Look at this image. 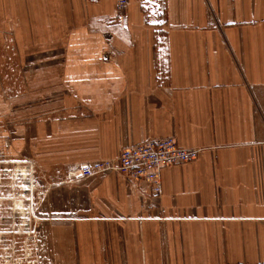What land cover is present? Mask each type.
Wrapping results in <instances>:
<instances>
[{
	"label": "crops",
	"instance_id": "0c3cea01",
	"mask_svg": "<svg viewBox=\"0 0 264 264\" xmlns=\"http://www.w3.org/2000/svg\"><path fill=\"white\" fill-rule=\"evenodd\" d=\"M117 1L0 0L1 87L32 114L12 141L2 106L1 147L31 134L55 172L175 137L200 156L159 196L114 171L48 176L64 230L105 262L264 264V0H128L122 20Z\"/></svg>",
	"mask_w": 264,
	"mask_h": 264
},
{
	"label": "rangeland",
	"instance_id": "374dc122",
	"mask_svg": "<svg viewBox=\"0 0 264 264\" xmlns=\"http://www.w3.org/2000/svg\"><path fill=\"white\" fill-rule=\"evenodd\" d=\"M19 74L22 75V72H14L12 83L15 87L18 83H29L24 82ZM34 74L38 76L40 73H31ZM2 106L5 109L8 107L11 115L9 119V113L5 112L3 128L10 130L9 140H16L18 125L31 124L32 114L30 112L28 119L23 116L17 118L23 104H18L15 96H4L0 76V114L4 113H1ZM28 106L32 109L31 101L26 103V110ZM33 141L34 137L30 134L28 147L16 148V154L8 153L6 139L5 147L0 145V264H120L99 260L97 240L94 241V248H81L79 239L74 238L80 233L64 230L66 220L63 217L70 210L65 206L63 193L58 200V193L49 190L51 185L47 178L50 175L83 177L75 175L78 165L55 172V169L43 168L38 156L37 159L33 156ZM93 235L97 236L96 233ZM87 259L90 261L87 262Z\"/></svg>",
	"mask_w": 264,
	"mask_h": 264
},
{
	"label": "built area",
	"instance_id": "2783aa9c",
	"mask_svg": "<svg viewBox=\"0 0 264 264\" xmlns=\"http://www.w3.org/2000/svg\"><path fill=\"white\" fill-rule=\"evenodd\" d=\"M127 5L128 0L117 1L116 10L121 20ZM199 156V149L185 148L175 137L147 139L123 148L115 159L80 164L76 167L75 175L91 177L114 171L143 190V193L154 197L161 193V172L165 168L197 160Z\"/></svg>",
	"mask_w": 264,
	"mask_h": 264
}]
</instances>
